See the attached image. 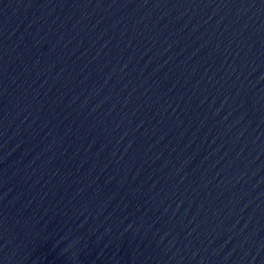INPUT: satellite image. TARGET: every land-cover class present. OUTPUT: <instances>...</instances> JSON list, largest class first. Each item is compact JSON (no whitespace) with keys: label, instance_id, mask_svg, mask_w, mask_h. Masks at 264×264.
I'll list each match as a JSON object with an SVG mask.
<instances>
[{"label":"water","instance_id":"95a60500","mask_svg":"<svg viewBox=\"0 0 264 264\" xmlns=\"http://www.w3.org/2000/svg\"><path fill=\"white\" fill-rule=\"evenodd\" d=\"M0 264H264V0H0Z\"/></svg>","mask_w":264,"mask_h":264}]
</instances>
